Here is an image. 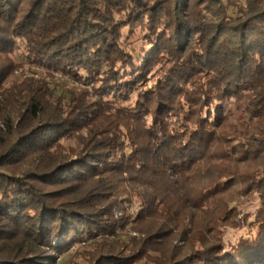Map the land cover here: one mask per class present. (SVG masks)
<instances>
[{
	"label": "trees",
	"instance_id": "obj_1",
	"mask_svg": "<svg viewBox=\"0 0 264 264\" xmlns=\"http://www.w3.org/2000/svg\"><path fill=\"white\" fill-rule=\"evenodd\" d=\"M16 55L77 86L18 80ZM73 247L72 264H264V0H0V264Z\"/></svg>",
	"mask_w": 264,
	"mask_h": 264
},
{
	"label": "rangeland",
	"instance_id": "obj_2",
	"mask_svg": "<svg viewBox=\"0 0 264 264\" xmlns=\"http://www.w3.org/2000/svg\"><path fill=\"white\" fill-rule=\"evenodd\" d=\"M227 14L234 15L235 14L234 9L228 8ZM15 60L18 61V63H22V67L18 68L14 72V76H17L18 80H21L27 77H33V78L45 77L48 80L49 85L52 88H54L56 93H68L74 90V88L77 86V84L71 81L70 79L66 77H62L61 75L57 73H54V75H51V76H46L45 73H43V71L37 69L36 67L30 66L25 61H23L19 57V55L15 56ZM232 205L235 206L238 211L236 220L241 222L240 221L241 218L243 216H247V221L245 224H241L240 227L238 228H228L225 230L224 236H223V243L225 247L236 244L237 240L240 237H248L250 235L249 229L246 224L249 221H251L257 209L258 198L255 195L251 197L242 196L239 199L235 200L232 203ZM123 206H126V204L124 203ZM136 208H137V205L135 204L134 207H132L131 209L134 210ZM119 214L120 213L118 212L116 213L117 216ZM53 245L56 246V243H53ZM74 249L75 247H73L69 252H67L65 255L60 257L59 258L60 260L58 259L59 261H61V264H72L70 261L71 260L70 256L72 255Z\"/></svg>",
	"mask_w": 264,
	"mask_h": 264
}]
</instances>
